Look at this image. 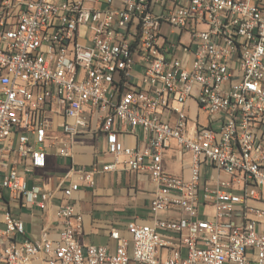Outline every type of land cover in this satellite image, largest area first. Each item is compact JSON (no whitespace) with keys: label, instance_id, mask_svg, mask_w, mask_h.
<instances>
[{"label":"built area","instance_id":"built-area-1","mask_svg":"<svg viewBox=\"0 0 264 264\" xmlns=\"http://www.w3.org/2000/svg\"><path fill=\"white\" fill-rule=\"evenodd\" d=\"M52 148L68 173L31 240L9 203L47 210L24 175ZM119 169L152 222L83 245L71 199ZM0 200V264H264V0H0Z\"/></svg>","mask_w":264,"mask_h":264},{"label":"crops","instance_id":"crops-1","mask_svg":"<svg viewBox=\"0 0 264 264\" xmlns=\"http://www.w3.org/2000/svg\"><path fill=\"white\" fill-rule=\"evenodd\" d=\"M189 107L190 114L194 115V103L190 101ZM102 159V157L97 158L88 145L79 146L74 156V161L78 165L86 166L96 160L101 163ZM69 163V159L57 157L55 149L52 148L48 153L47 167L43 170L26 173L24 177L30 185L39 184L48 191L57 192L59 182L64 180L68 173L66 166ZM172 165V162L168 163L169 171H171ZM22 169L19 167V170L22 171ZM179 170L182 172L183 169ZM176 175L183 177L180 173ZM63 184L65 186L66 182ZM153 190L154 186L147 175L142 173L121 169L108 173L99 171L95 176L94 187H82L71 199L76 213L82 217L83 231L80 242L83 245L112 247L113 243L109 239V231L112 228H116L120 230L121 234L126 235L125 228L130 222L143 225L151 224L149 203ZM4 198L6 201L9 199L7 194ZM60 199L61 193L58 191L46 211L37 207L23 206L20 200L11 201L9 209L15 218H19L23 222L26 237L33 240L39 238L43 230L54 224V210ZM168 215L162 213L160 216L167 217ZM2 227L3 225L0 223V228Z\"/></svg>","mask_w":264,"mask_h":264},{"label":"rangeland","instance_id":"rangeland-1","mask_svg":"<svg viewBox=\"0 0 264 264\" xmlns=\"http://www.w3.org/2000/svg\"><path fill=\"white\" fill-rule=\"evenodd\" d=\"M199 116H200V118H203L204 112L203 111H200L199 112ZM179 169H180L179 164L177 162L176 163H173L172 168H171V172L176 173V174L180 173L183 177H187L188 170L187 169H183L182 172H180Z\"/></svg>","mask_w":264,"mask_h":264}]
</instances>
